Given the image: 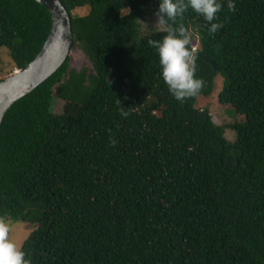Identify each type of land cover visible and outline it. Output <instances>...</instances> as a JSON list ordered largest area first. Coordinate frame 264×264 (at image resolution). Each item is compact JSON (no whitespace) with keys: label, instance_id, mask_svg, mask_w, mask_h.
Returning a JSON list of instances; mask_svg holds the SVG:
<instances>
[{"label":"trees","instance_id":"1","mask_svg":"<svg viewBox=\"0 0 264 264\" xmlns=\"http://www.w3.org/2000/svg\"><path fill=\"white\" fill-rule=\"evenodd\" d=\"M60 1L72 49L88 64L71 68L68 57L0 128V218L36 227L20 247L26 258L264 264V0H220L215 34L190 8L169 21L198 40L203 87L184 102L169 93L148 45L166 33L143 32L158 0ZM50 27L35 0H0V50L14 70L35 59ZM217 76L234 141L195 107Z\"/></svg>","mask_w":264,"mask_h":264},{"label":"clouds","instance_id":"2","mask_svg":"<svg viewBox=\"0 0 264 264\" xmlns=\"http://www.w3.org/2000/svg\"><path fill=\"white\" fill-rule=\"evenodd\" d=\"M189 8L207 22L206 26L210 25L209 33L222 29V23L213 22L222 8L220 0H158L156 20L166 35L159 40H148V45L158 54L161 77L169 93L180 102L197 95L203 87V81L196 75L198 56L189 47L190 36L186 30H177L169 23L182 17ZM229 8L234 11V4L229 3ZM10 230L9 223L0 218V264H31L25 251L9 239Z\"/></svg>","mask_w":264,"mask_h":264},{"label":"water","instance_id":"3","mask_svg":"<svg viewBox=\"0 0 264 264\" xmlns=\"http://www.w3.org/2000/svg\"><path fill=\"white\" fill-rule=\"evenodd\" d=\"M35 1L50 13L49 35L33 61L0 80V128L8 109L56 72L72 50L70 16L61 1Z\"/></svg>","mask_w":264,"mask_h":264},{"label":"rangeland","instance_id":"4","mask_svg":"<svg viewBox=\"0 0 264 264\" xmlns=\"http://www.w3.org/2000/svg\"><path fill=\"white\" fill-rule=\"evenodd\" d=\"M73 13L77 15H85L87 9H78ZM143 32H147L153 29H160L161 26L157 23L156 17L149 18L146 22L142 23ZM191 32V31H190ZM192 35V34H191ZM192 46H198V40L196 36H193L191 40ZM70 67L71 68H81L82 66L88 64V61L84 54L78 48H74L70 52ZM12 66L8 52L5 49L0 50V72L2 76L1 79L9 76L15 70ZM222 79L217 76L214 80V89L210 96L203 97L198 96L196 98L195 107L202 111L207 110L208 114L212 118V121L221 127H226L233 124V118L231 115L219 104L218 93L221 90ZM64 102L60 99H56L53 105L54 113H61L63 110ZM224 137L229 141H234L235 132L232 129L226 127L224 131ZM10 225L9 239L13 241L18 247H21L22 242L28 237V235L35 230V226L29 223L23 222H8Z\"/></svg>","mask_w":264,"mask_h":264}]
</instances>
